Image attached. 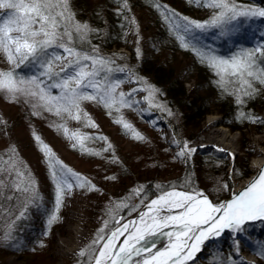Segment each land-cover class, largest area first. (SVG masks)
<instances>
[{"label":"snow or ice","instance_id":"6c2138e0","mask_svg":"<svg viewBox=\"0 0 264 264\" xmlns=\"http://www.w3.org/2000/svg\"><path fill=\"white\" fill-rule=\"evenodd\" d=\"M188 2L213 9V15L205 21L191 20L167 5L159 4L158 0H151L170 24L180 47L193 51L202 64L215 71L217 86L223 92H229V86H233L230 94L236 96L237 104L244 103L242 96L251 97L257 84L264 85V43L254 48H241L229 57L217 55L214 50H206V46L198 47L197 44L200 34L209 31L217 38H231L239 30L241 18L264 17V8L242 9L235 0ZM119 3L127 8V0H119ZM131 23L136 22L133 19ZM91 31L88 24L76 19L70 0H0V54L12 66L7 71L0 70V93L13 102L24 98V102L31 105L33 115L47 111L61 119L67 117L83 122L85 127L97 125L82 109L83 101L102 105L110 115L113 110L119 112L121 108L133 107L138 102L131 99V92H117L123 81L114 78L116 72H125V69L112 67L115 62L110 58L90 55L75 47V43L86 40ZM57 67L59 71L55 70ZM24 68L31 74L23 73ZM53 89L58 92L54 94ZM141 90L148 93L146 101L154 98L157 91L151 85ZM114 123L121 125L133 139L146 141V137L122 115L114 119ZM55 127L66 138L75 141L73 147L79 145L82 152L100 155L86 148L84 141L90 139L86 134L71 131L66 123ZM33 138L45 157L54 190V207L46 213V225L50 229L59 219L58 212L65 197L74 188L99 189L56 158L50 146L35 132ZM173 143L180 149L174 159L187 160L196 151L186 141L173 140ZM229 155L235 159L234 154ZM172 187L175 189L174 185ZM140 191L136 190L138 196ZM6 192L11 195H5ZM42 199L36 178L19 159L15 147L10 148L7 159L0 156V200L17 201L23 210L3 232L0 243L12 244L15 221L25 218L29 204L39 209L38 202ZM121 208H128V204L120 201L108 209L109 220L104 221V227L98 230L88 249L78 253L80 257H89L88 264H188L205 241L220 236L224 229L240 234L245 231L247 222L264 221V168L242 192L226 203L214 204L199 192L166 191L145 205L146 211L139 213V225L129 221L106 233L114 213ZM135 210L133 205L132 211ZM116 223L119 224V220ZM122 236H125L123 241L120 240ZM160 236L169 241L163 250L159 246ZM239 248L240 241L236 239L234 249L237 253ZM259 254L264 256V249ZM227 264H237V261L230 258Z\"/></svg>","mask_w":264,"mask_h":264},{"label":"rangeland","instance_id":"374dc122","mask_svg":"<svg viewBox=\"0 0 264 264\" xmlns=\"http://www.w3.org/2000/svg\"><path fill=\"white\" fill-rule=\"evenodd\" d=\"M92 1L94 5H97L102 0ZM235 2L242 9L264 8V0H235ZM165 5L181 16L196 21L208 20L214 12L211 8L199 7L196 4L193 9L194 14H185L168 3ZM70 7L72 9L71 4ZM121 9L130 22L127 45L134 52L127 48L101 51L99 47H96L92 49L93 53L90 55L110 58L115 62L111 65L112 67L125 69V72H116L119 79L123 81L117 92H131V99L138 102L133 107L121 108L119 112L113 110L110 115L102 105L93 101H83L82 109L90 115L97 127H85L83 122L67 119V117L61 119L57 116L48 117L49 123L44 125L43 122L35 123L24 117V110L27 107L17 105V101H10L3 93H0V156L7 159L9 149L15 147L19 159L27 165L36 178L38 191L43 198L38 202L40 207L37 208V212L41 208L46 210L51 206L48 198L52 195H50L51 185L45 157L33 138V132L50 146L56 158L64 165L87 178L99 189V191H88L74 188L71 194L65 197L63 206L61 205L58 212L59 226L53 229L47 245L48 251L44 255L34 257L27 253L7 254L8 252L5 253L1 248L0 264H88L89 257H80L78 253L88 249L96 238L98 230L104 227V221L109 220L108 209L115 207V204L120 201L128 204V208H121L114 213V219L109 222L106 233L139 214L151 201L146 202L142 194L148 183H154L153 186L167 185L165 191L158 196L172 190L199 192L208 196L214 203H220L228 199L224 198L225 195L230 194V197L233 191L243 187L256 173L254 162L264 156V109L258 115L261 121L260 127L256 128L253 123L256 117L252 116V119H248L251 126L245 133L234 132L231 128L223 126L221 122L227 120L223 121L224 119L217 111L207 116L200 124L184 121L183 108L170 107L162 98L159 87L151 76L141 75L137 72V68L129 63L130 57L134 54L137 60L151 56L152 49L158 46L157 28L149 22L146 12L139 11L138 8H133L128 4L127 8L121 6ZM73 11L76 13L75 10ZM78 16L76 14L77 20L89 25L80 13ZM133 19L135 24L131 23ZM238 23L240 24L239 30L229 39L217 38L209 31L200 34L199 42L215 48L217 44L223 42H226L228 46H233L235 42L241 40H246L253 48L264 43V17L241 18ZM137 49H139V56ZM175 59H173V64L175 66L182 64V68L190 62L181 54H177ZM11 67L0 54V70L7 71ZM129 68L132 69L133 75L128 71ZM207 68L217 85L218 76L213 69ZM55 70L59 71V67ZM148 85L157 91L154 98L146 101L145 97L148 93L141 89ZM232 87L229 86L230 91L227 94L232 95L230 94ZM186 88L192 90L193 82L187 83ZM133 89L137 91L133 92ZM232 96L236 100V96ZM21 99L24 101V98ZM144 104L151 112L150 115L141 109ZM121 115L133 125L136 131L146 137V141L133 139L130 133L126 134V130L121 125L114 123V119ZM162 121L167 126H163ZM227 122L230 120L228 119ZM63 123H66L71 131L79 130L81 134L90 137L84 141L86 148L99 152L100 155H89L82 152L79 145L73 147L75 141L66 138L64 133L55 127ZM174 123L179 127L177 134L173 129ZM219 129L226 130L230 134V138L225 142L231 143L233 152H230L223 144L221 145L219 138H213V133ZM98 137L107 139L100 140ZM173 140L181 143L186 141L189 147L195 148L196 151L187 160L174 159L180 149L175 146ZM104 149L108 150L104 151ZM206 152L216 153L224 159L226 162L224 172L221 168L223 164L218 167V173L207 168L208 166H199V158ZM229 154H234L235 159L233 160ZM188 163L192 166L190 167ZM245 173L252 175L248 179H238L239 175L243 176ZM178 174L182 186L171 183L178 177ZM109 177H115V179H109ZM225 185L227 187H224ZM136 190H141L139 196ZM133 205L136 206L135 211H132ZM34 219L38 227L35 233L39 235L42 233L40 232L42 218L36 216ZM117 220L119 224L116 223ZM246 224L245 230H248V233L246 231L240 234L229 232L221 238L208 242L201 254L192 261L193 264H227L230 258L236 260L237 264L241 262L242 264H264V256L259 254L260 250L264 249V221H251ZM236 239L240 241L238 253L234 249Z\"/></svg>","mask_w":264,"mask_h":264},{"label":"trees","instance_id":"16d2710c","mask_svg":"<svg viewBox=\"0 0 264 264\" xmlns=\"http://www.w3.org/2000/svg\"><path fill=\"white\" fill-rule=\"evenodd\" d=\"M158 3L161 5L168 3L185 14H194L193 9L196 5L195 3H189L187 0H158ZM70 4L72 9L76 11L77 16L80 13L81 17L93 29V31L88 33L86 40L75 43L76 48L88 54H92V49L96 47H99L101 51L127 48L131 52H134L127 45V32L130 29V22L122 11V5L119 3V0H102L97 5H94L92 0H71ZM127 4L133 8H138L139 11L146 12L149 22L153 23V26L158 30L156 41L158 46L152 49L151 56L143 60H137L134 54V56L130 57L129 63L136 67L137 72L141 73V75L151 76L154 83L159 87L162 98L167 101L170 107L183 108L184 121L200 124L207 116L217 111L221 114V117L224 119L223 121L230 120V122L225 121L221 122V124L231 128L234 132L245 133L248 127L251 126L248 119L252 116H255L257 119L253 122L256 128L260 127L261 121H259L258 115L264 109V87L262 85L257 84L254 95L251 97L244 96V103L237 104L232 95L216 87L217 85L213 81L214 77L207 68L208 66L202 64L193 51L180 47V42L173 33L170 24L151 3V0H127ZM197 46H206V50L212 49L217 55L224 57L231 56L241 48H253L246 40L235 42L233 46H228L226 42L217 44L216 48L202 42H199ZM177 54L183 55L190 61L185 68H182V64L177 66L173 64V59H175ZM128 70L132 69L129 68ZM16 71L19 73L21 69H17ZM23 73L31 74L27 69H23ZM115 74L114 78L119 79V75L116 74L115 76ZM130 74L133 75V72L130 71ZM120 78H122L121 74ZM189 82H193L194 84L192 90L186 88V84ZM57 92V89H53L54 94ZM17 105L26 106L27 109L24 110V117L29 118L30 121L35 123L43 122L44 125H47L49 123L47 118L50 116L55 117V115L47 111H42V115H33L31 105L24 103L22 99L17 101ZM24 106L19 107L23 108ZM173 129L177 134L179 131L178 125L174 123ZM222 164L223 167L221 168L224 172L226 162L216 153L206 152L199 158V166H208L207 168H210L212 171H217L218 167ZM188 165L192 166L189 163ZM185 172L187 171L185 170ZM251 175V173H245L243 176L239 175L238 179H248ZM171 183L182 186L180 175L178 174V177L172 180ZM152 184L154 183H148L142 193L146 202L157 197L167 187V185L160 184L158 188ZM50 185V195L52 197L48 199L51 201V206L46 210L41 208L37 212L35 205H28L25 211V218L16 220L13 226L15 240L11 245L0 243V249L3 248L5 253H27L34 255V257H39V255L42 256L48 251L47 245L49 244L53 229L59 226V222L55 223L50 229H47L46 225V213L50 212L54 207V190L51 181ZM5 195H11V193L6 192ZM229 195H225L224 198H229ZM21 210L23 209L17 201L0 200V237ZM36 216L42 218L40 220V232L42 233L39 235L35 233V229L38 228L37 221L34 219ZM46 230L47 234L45 235ZM245 231L248 233V230ZM41 244H43L42 247ZM189 264H193V262Z\"/></svg>","mask_w":264,"mask_h":264},{"label":"bare ground","instance_id":"6f19581e","mask_svg":"<svg viewBox=\"0 0 264 264\" xmlns=\"http://www.w3.org/2000/svg\"><path fill=\"white\" fill-rule=\"evenodd\" d=\"M144 106L146 107V105L144 104ZM144 106H142V110L144 111V112H146L147 114H151V112L147 109V108H145ZM213 138L214 139H218L219 141H220V144L222 145H224L225 146V148H227V149H229V151L230 152H233V147H232V145H231V143H226L225 141L226 140H228L229 138H230V134L228 133V131H226V130H223V129H219V130H216L214 133H213ZM210 144V143H209ZM210 145H212V144H210ZM264 166V156L261 158V159H259V160H257V161H255L254 162V167H255V169H256V173L251 177V180H253L254 178H255V176H256V174L259 172V170L262 168ZM249 181V180H248ZM247 181V182H248ZM246 182V183H247ZM245 186V185H244ZM243 186V187H244ZM243 187H241V188H243ZM241 188H238L237 190H240ZM199 198H202V197H199ZM143 211H146V208H144L141 212H143ZM163 214V213H162ZM145 219H147V218H145ZM129 221H136L137 222V225H139L140 224V221H139V214L138 215H136V216H134L133 218H131V219H129L128 221H126L125 223H127V222H129ZM132 230V227L130 226V231ZM165 230H169V229H165ZM229 232H231V230L230 229H224V231L220 234V236H218V237H213V240L214 239H216V238H221V237H223L224 235H226L227 233H229ZM128 235V233L126 232L125 233V236H127ZM125 236H122V237H120V240L121 241H123V239L125 238ZM163 237V236H162ZM166 238V237H165ZM169 243V241H168V239L166 240V241H162V242H159V246L161 247V250H163V247L165 246V245H167ZM206 245V244H205ZM196 258V257H195Z\"/></svg>","mask_w":264,"mask_h":264},{"label":"water","instance_id":"95a60500","mask_svg":"<svg viewBox=\"0 0 264 264\" xmlns=\"http://www.w3.org/2000/svg\"><path fill=\"white\" fill-rule=\"evenodd\" d=\"M164 125V124H163ZM262 168H264V166L262 167ZM261 168V169H262ZM260 169V170H261ZM259 170V171H260ZM258 174H259V172L256 174V176H255V178L258 176ZM254 178V179H255ZM253 179V180H254ZM253 180H251V178H250V180L245 184V186L243 187V188H241L240 190H235V191H233L232 192V194H231V196L228 198V199H224L222 202H220V203H226V202H228L229 200H231L232 198H233V196L234 195H236V194H239L240 192H242ZM208 197V196H207ZM208 199L212 202V203H214L209 197H208ZM214 204H219V203H214ZM138 215V214H137ZM170 230V229H169ZM169 230H165V231H169ZM213 237H211L208 241H211V239H212ZM158 240H159V242H162V241H166L167 240V238H165V237H162V236H160V237H158ZM208 241H205V243L203 244V245H201V250L199 251V252H197L196 254H195V256H194V258H193V260L195 259V257H198L200 254H201V252L205 249V244L208 242ZM192 260V261H193ZM189 262H191V261H189ZM188 262V263H189Z\"/></svg>","mask_w":264,"mask_h":264}]
</instances>
